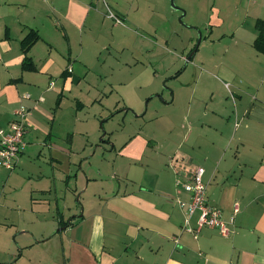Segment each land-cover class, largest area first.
<instances>
[{
    "label": "crops",
    "instance_id": "0c3cea01",
    "mask_svg": "<svg viewBox=\"0 0 264 264\" xmlns=\"http://www.w3.org/2000/svg\"><path fill=\"white\" fill-rule=\"evenodd\" d=\"M195 4L196 14L209 16L210 35L202 42L207 55H193L195 74L184 82L192 92L189 135L180 138L169 120L164 143L139 131L94 163L100 146L88 118L103 117L96 105L115 88L108 83L101 93L95 79L114 77L102 67L116 47L130 53L116 59L119 79L144 65L158 43L157 0H0V127L20 106L30 111L16 168L0 167L5 234L16 235L0 264H61L43 247L49 241L62 264H264V54L254 47L264 0ZM110 11L129 28L113 23ZM32 31L40 40L26 55L21 43ZM26 56L35 70H23ZM174 156L185 157L188 171L205 168L207 201L221 210L228 236L183 230L179 202L191 195L177 186ZM78 193L73 208L69 198ZM13 204L19 216L11 223ZM198 220L199 213L189 220L194 231ZM1 237L0 246L10 241Z\"/></svg>",
    "mask_w": 264,
    "mask_h": 264
},
{
    "label": "rangeland",
    "instance_id": "374dc122",
    "mask_svg": "<svg viewBox=\"0 0 264 264\" xmlns=\"http://www.w3.org/2000/svg\"><path fill=\"white\" fill-rule=\"evenodd\" d=\"M195 1L174 0L175 6H172L171 0H157L160 15L157 17L158 19L156 18L153 29L158 32V36L153 35L152 38L158 43L149 46L151 47L150 52L147 53L145 59L143 57L144 65L133 70L134 76L129 73L130 77L127 76L123 79L117 77L119 66L115 63L116 59L121 56L126 58L130 55L127 51L124 54L119 53L118 47L114 49L109 61L102 67L105 71L107 70V74L112 73L114 77L107 80L106 77H102L100 80L95 79L99 83L103 81L101 93L104 92V86H107L108 83H112L115 88L112 92L113 95L109 96V92L105 95L104 105L100 107L96 105L98 109L102 107L103 117L95 120L91 115L88 118L90 132L95 135L93 140H97L96 144L100 146L99 149L93 148V152L97 148L94 163L98 161L99 156L101 159L103 156L108 158L115 151L112 148L115 141L128 140L139 131L164 143L168 139L167 123L169 120L175 124L176 127H173V130L175 133H179L180 138L185 136L183 139H186L189 135L187 109L191 102L192 92L183 87L187 86L184 82H192L195 70L190 64L192 61L187 62V58L195 50L200 39L201 42L194 57L207 55V49L202 42L210 35L209 27H207L209 16L195 13ZM114 13L116 12L114 11ZM116 14L118 15V13ZM120 18L124 22L125 26L123 25V27L129 28L124 18ZM123 27L121 29H126ZM165 41L168 43L166 44ZM105 56L107 53L104 52L103 57ZM101 63L100 59L97 65ZM174 97L175 102L173 103ZM97 104L99 105V103ZM97 108L93 110L86 108V114L97 112ZM110 159L112 163L113 158ZM80 195L79 193L77 196L72 194L73 197L69 198V204L73 208L75 205H79V202L81 203ZM18 206L13 204L7 209L10 213L11 223L15 222L16 217L19 216ZM1 208L0 205V210ZM25 210H28L27 213L30 214L31 208ZM5 223L4 215L0 211V235L3 236L1 238L6 241L10 240L6 244H1L0 251L14 248L16 245L13 239L16 235L14 237L12 235L9 239L10 235L5 234ZM2 239L1 241L4 243ZM32 239L37 242L36 239ZM8 242L10 246H8ZM43 247L48 250L50 257L53 258L56 255L62 264V260L59 258L61 255L59 246L54 241L47 242ZM5 252L9 253L10 250ZM5 257L0 253V259Z\"/></svg>",
    "mask_w": 264,
    "mask_h": 264
},
{
    "label": "built area",
    "instance_id": "2783aa9c",
    "mask_svg": "<svg viewBox=\"0 0 264 264\" xmlns=\"http://www.w3.org/2000/svg\"><path fill=\"white\" fill-rule=\"evenodd\" d=\"M109 17L116 24H123L122 19L111 11ZM24 97L29 98L30 96L26 94ZM29 114L30 111L26 107L20 106L15 111V119L6 128L0 127V167L8 170L16 168L26 146L25 138L30 127ZM184 158L174 156L170 159L173 166L176 163L180 164L179 167L176 166L177 169H180L177 170V186L191 195L190 201L179 202L180 206L186 210L188 217L183 230L197 234L199 229L209 227L219 229L223 236H228L231 229L223 221L221 210L207 201V184L204 181L205 168L193 165L188 171V163ZM181 171H185L186 174L182 175ZM195 213H199L198 229L196 231L189 226V220Z\"/></svg>",
    "mask_w": 264,
    "mask_h": 264
},
{
    "label": "trees",
    "instance_id": "16d2710c",
    "mask_svg": "<svg viewBox=\"0 0 264 264\" xmlns=\"http://www.w3.org/2000/svg\"><path fill=\"white\" fill-rule=\"evenodd\" d=\"M256 29L258 31V37L254 43V47L257 51L264 54V20H258L256 23ZM40 40L38 33L32 31L22 41V50L27 55L32 46ZM23 70H35L34 64L30 57L26 56L22 66Z\"/></svg>",
    "mask_w": 264,
    "mask_h": 264
},
{
    "label": "water",
    "instance_id": "95a60500",
    "mask_svg": "<svg viewBox=\"0 0 264 264\" xmlns=\"http://www.w3.org/2000/svg\"><path fill=\"white\" fill-rule=\"evenodd\" d=\"M171 2H172V6H175V4H174V3H175L174 0H171ZM200 42H201V39L199 40V43H198V45L196 46L195 50L192 52V54H190V55L188 56V58H187V62H189V61L191 60V58L193 57V55H194L195 52L197 51Z\"/></svg>",
    "mask_w": 264,
    "mask_h": 264
}]
</instances>
